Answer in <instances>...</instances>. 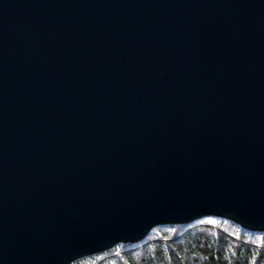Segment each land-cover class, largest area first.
<instances>
[{
  "label": "water",
  "instance_id": "water-1",
  "mask_svg": "<svg viewBox=\"0 0 264 264\" xmlns=\"http://www.w3.org/2000/svg\"><path fill=\"white\" fill-rule=\"evenodd\" d=\"M204 218L264 233V0H0V264Z\"/></svg>",
  "mask_w": 264,
  "mask_h": 264
},
{
  "label": "trees",
  "instance_id": "trees-1",
  "mask_svg": "<svg viewBox=\"0 0 264 264\" xmlns=\"http://www.w3.org/2000/svg\"><path fill=\"white\" fill-rule=\"evenodd\" d=\"M72 264H264V233L204 218L155 227L139 243L116 245Z\"/></svg>",
  "mask_w": 264,
  "mask_h": 264
},
{
  "label": "rangeland",
  "instance_id": "rangeland-1",
  "mask_svg": "<svg viewBox=\"0 0 264 264\" xmlns=\"http://www.w3.org/2000/svg\"><path fill=\"white\" fill-rule=\"evenodd\" d=\"M200 221V220H199ZM198 222V221H197Z\"/></svg>",
  "mask_w": 264,
  "mask_h": 264
}]
</instances>
